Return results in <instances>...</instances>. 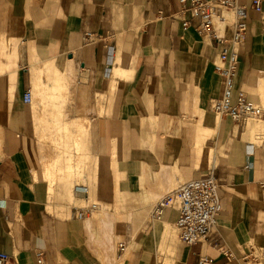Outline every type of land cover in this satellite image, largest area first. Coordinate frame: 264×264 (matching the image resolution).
<instances>
[{"label": "crops", "instance_id": "crops-1", "mask_svg": "<svg viewBox=\"0 0 264 264\" xmlns=\"http://www.w3.org/2000/svg\"><path fill=\"white\" fill-rule=\"evenodd\" d=\"M239 1L248 27L234 96L264 107V20L253 0ZM180 7L0 0V250L19 264H264V115L247 127L214 115L215 61L227 44L185 27ZM97 89L112 98L110 115H97ZM214 144L222 210L208 238L189 245L177 207L150 213L210 169ZM97 198L125 209L72 215ZM121 237L128 249L118 258Z\"/></svg>", "mask_w": 264, "mask_h": 264}, {"label": "built area", "instance_id": "built-area-1", "mask_svg": "<svg viewBox=\"0 0 264 264\" xmlns=\"http://www.w3.org/2000/svg\"><path fill=\"white\" fill-rule=\"evenodd\" d=\"M183 24L193 27L197 34L206 40L224 42L227 47L221 51L215 61V70L222 78V93L211 100V107L218 117H230L237 124L246 126L250 120L260 119L264 107L248 98L244 91L234 96L235 75L239 62V51L245 43L248 27L247 6L239 0H179ZM264 0H253V6L261 12L264 20ZM231 33L226 34V29ZM88 41L95 39V34L86 32ZM25 102H31L32 90L27 88L23 94ZM220 178L214 167L202 176L191 178L177 188L161 196L150 213L151 219L161 218L171 207L178 208L176 226L180 239L186 244H195L208 238L215 230L222 210ZM88 192L87 186L83 188ZM100 207L97 201L75 207L72 215L85 218ZM128 244H117V257L122 258ZM222 249V246H220ZM232 255L229 250H223ZM207 258H203V262ZM41 261V259H40ZM0 264H19L11 254L0 250Z\"/></svg>", "mask_w": 264, "mask_h": 264}, {"label": "rangeland", "instance_id": "rangeland-1", "mask_svg": "<svg viewBox=\"0 0 264 264\" xmlns=\"http://www.w3.org/2000/svg\"><path fill=\"white\" fill-rule=\"evenodd\" d=\"M56 75H58L59 76V74H56L55 73V75L54 76H56ZM111 99L112 98H110V95H108L107 93H105L103 90H101V89H97V115L98 114H108V115H110V107H111V104H110V102H111ZM104 100H106L107 102H108V104L107 105H104V104H102L101 102H103ZM105 108H106V111H105ZM214 115H216V114H214ZM216 116H218V115H216ZM216 116H213L214 117V119H215V121H216V119H217V117ZM256 122H259V120H257V119H253V120H250L249 122H248V124L245 126V127H247L249 124H251V123H256ZM200 125V124H199ZM151 126H153V123L151 122V123H149V124H147V128H146V130H149V127ZM198 129V128H197ZM163 130H165V129H163ZM194 141V140H193ZM68 142V144H69V141H67ZM56 144V143H55ZM222 150L218 147V149H217V147H216V145L214 144V147H213V150H211V155L209 156V162L207 163V165L206 166H208V167H211L212 165H213V162H212V155L215 153L216 154V157H217V162L219 161V155L220 154H222V152H221ZM200 156V155H199ZM117 158V155H116V153H114L113 154V160H115ZM97 162L99 163V158L97 157ZM115 164V163H114ZM78 167L79 168H81V163H78ZM199 166H200V164H199ZM116 177H117V179H119V175H116ZM119 183V182H118ZM116 190H118L119 191V186H117V188H116ZM97 202L99 203V205H100V207H99V209L100 208H103V207H107V208H110V209H112V210H115V211H122L123 210V208L125 209V204L124 203H115V204H112V205H107V204H105L104 202H102L101 200L99 201L98 200V198H97ZM101 210V209H100ZM136 217V214H134V222L137 220V218H135ZM125 219H127V217H126V215H122V217H121V220H125ZM136 223V222H135ZM123 237H121V238H119L118 239V242H120V241H123ZM118 242H117V244H118Z\"/></svg>", "mask_w": 264, "mask_h": 264}, {"label": "bare ground", "instance_id": "bare-ground-1", "mask_svg": "<svg viewBox=\"0 0 264 264\" xmlns=\"http://www.w3.org/2000/svg\"><path fill=\"white\" fill-rule=\"evenodd\" d=\"M117 72H118V71H117ZM117 72H115L116 75L118 74ZM56 84L58 85V83H56ZM54 90H56V91L58 90L59 92H58V94H57V93L54 91L53 94H52V96H53L54 98H58V97L60 96V94H61V90L58 89V88H56V87H55ZM261 122H262V121H261ZM68 141H69V140H68ZM77 147H78V146H77ZM77 147H76V148H77ZM56 160H57V159H56ZM57 161H58V160H57ZM55 163H56V162H55ZM57 163H58V162H57ZM47 169H48V168H47ZM52 176H54V175H52ZM52 176H51V177H52ZM49 179H50V178H49ZM50 181H51V180H50ZM98 209H99V208H98Z\"/></svg>", "mask_w": 264, "mask_h": 264}]
</instances>
